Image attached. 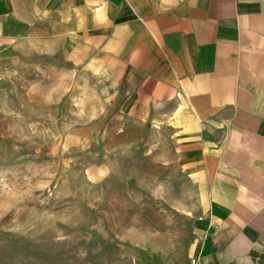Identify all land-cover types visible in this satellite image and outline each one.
Instances as JSON below:
<instances>
[{
	"label": "crops",
	"instance_id": "obj_1",
	"mask_svg": "<svg viewBox=\"0 0 264 264\" xmlns=\"http://www.w3.org/2000/svg\"><path fill=\"white\" fill-rule=\"evenodd\" d=\"M15 52L82 63L123 116L172 134L197 264H264V0H0V86L38 100Z\"/></svg>",
	"mask_w": 264,
	"mask_h": 264
},
{
	"label": "rangeland",
	"instance_id": "obj_2",
	"mask_svg": "<svg viewBox=\"0 0 264 264\" xmlns=\"http://www.w3.org/2000/svg\"><path fill=\"white\" fill-rule=\"evenodd\" d=\"M11 56L38 100L1 83L0 264H188L203 211L172 134L82 63Z\"/></svg>",
	"mask_w": 264,
	"mask_h": 264
},
{
	"label": "built area",
	"instance_id": "obj_3",
	"mask_svg": "<svg viewBox=\"0 0 264 264\" xmlns=\"http://www.w3.org/2000/svg\"><path fill=\"white\" fill-rule=\"evenodd\" d=\"M190 264H197V261H196V259H194V258H191V259H190Z\"/></svg>",
	"mask_w": 264,
	"mask_h": 264
}]
</instances>
